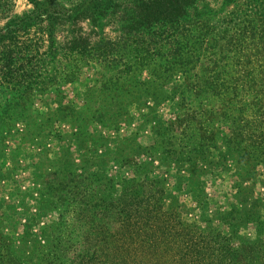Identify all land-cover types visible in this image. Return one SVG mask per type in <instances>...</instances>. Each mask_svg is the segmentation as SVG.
Listing matches in <instances>:
<instances>
[{
	"label": "rangeland",
	"instance_id": "obj_1",
	"mask_svg": "<svg viewBox=\"0 0 264 264\" xmlns=\"http://www.w3.org/2000/svg\"><path fill=\"white\" fill-rule=\"evenodd\" d=\"M38 1L0 0V29L27 17L0 41V264H41L51 249L55 264L65 249L108 264L103 247L136 243L126 215L158 206L198 235L264 239L252 8L190 0L173 20L156 0Z\"/></svg>",
	"mask_w": 264,
	"mask_h": 264
},
{
	"label": "trees",
	"instance_id": "obj_2",
	"mask_svg": "<svg viewBox=\"0 0 264 264\" xmlns=\"http://www.w3.org/2000/svg\"><path fill=\"white\" fill-rule=\"evenodd\" d=\"M29 1L36 10H39L43 5V2L41 4L38 0ZM235 1L224 0V3ZM190 2V0H156V4H160L157 6H163H155L154 9H158L155 15L165 17L168 14L172 15L171 18L175 20L189 6ZM244 2L246 7L252 8L251 14L248 15L251 22L264 26V0H244ZM26 19L27 17H19L8 21L5 27L0 29V41L8 37L19 22L23 23ZM263 30L264 27L261 31L264 32ZM126 216L124 225L126 223L127 227L122 229L123 239L128 236L130 240L137 237L136 243L131 241V247L128 245L112 246L110 252L109 249L108 251L105 249L107 245L103 247L106 251L108 264H117L116 262L120 260L122 262L128 260V264H135V260H138V264H143L145 262L143 259L155 256L164 257L166 253L171 257V264H264V239L260 236L253 241H245L237 236L221 235L220 232L215 233L212 230H209L208 235H198L203 232L196 224L183 221L181 223L179 217L176 218L172 210H162L161 206H158L156 212L149 211V213L144 212V215L141 213L133 215L132 211V214L128 213ZM136 226L137 229L132 230ZM115 236L117 235H111L112 238ZM161 246L164 248H160ZM98 249H93V252L95 253ZM51 251L52 249L46 255L50 258L41 264H55L51 257ZM81 257L84 258L85 255L81 254ZM74 258L75 256L71 260L69 250L65 249L56 261H60L61 264H79L81 262L77 263L78 259L73 260ZM64 259L69 260L64 262Z\"/></svg>",
	"mask_w": 264,
	"mask_h": 264
}]
</instances>
